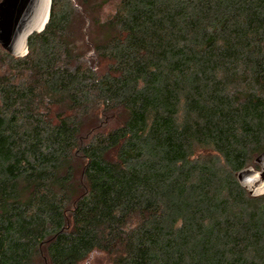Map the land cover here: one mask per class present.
Returning a JSON list of instances; mask_svg holds the SVG:
<instances>
[{
  "label": "trees",
  "instance_id": "trees-1",
  "mask_svg": "<svg viewBox=\"0 0 264 264\" xmlns=\"http://www.w3.org/2000/svg\"><path fill=\"white\" fill-rule=\"evenodd\" d=\"M107 1L0 44V264H264V0Z\"/></svg>",
  "mask_w": 264,
  "mask_h": 264
},
{
  "label": "water",
  "instance_id": "water-1",
  "mask_svg": "<svg viewBox=\"0 0 264 264\" xmlns=\"http://www.w3.org/2000/svg\"><path fill=\"white\" fill-rule=\"evenodd\" d=\"M53 0H2L0 2V44L15 57H25L30 38L43 33L53 13ZM258 167H244L236 174L239 184L251 196L264 195V151L255 159Z\"/></svg>",
  "mask_w": 264,
  "mask_h": 264
},
{
  "label": "rangeland",
  "instance_id": "rangeland-1",
  "mask_svg": "<svg viewBox=\"0 0 264 264\" xmlns=\"http://www.w3.org/2000/svg\"><path fill=\"white\" fill-rule=\"evenodd\" d=\"M2 0H0L1 2ZM63 1H69L70 3L74 5H78L80 7H83L85 5L86 0H55L56 2V8L62 7ZM91 3L95 4L99 8H101V16L106 17L109 13L113 11V5L110 3V1L107 0H88ZM55 7V6H54ZM80 7H77L80 9ZM81 264H113L112 259L109 255L103 252H95L90 255V257L82 262Z\"/></svg>",
  "mask_w": 264,
  "mask_h": 264
}]
</instances>
